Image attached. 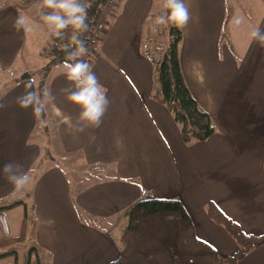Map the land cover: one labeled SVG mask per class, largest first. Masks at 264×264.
<instances>
[{"label":"crops","instance_id":"0c3cea01","mask_svg":"<svg viewBox=\"0 0 264 264\" xmlns=\"http://www.w3.org/2000/svg\"><path fill=\"white\" fill-rule=\"evenodd\" d=\"M237 2L227 0L229 7ZM0 5V16L16 14V5L5 0ZM246 6L247 17L241 18L247 22V33L240 45L227 29L213 28L216 3L211 0H172L171 10L182 30L179 56L185 81L216 129L206 144L194 146L210 158L233 157L202 159L211 172L199 182L209 184L215 194L211 202L247 234L264 235L263 223L257 225V216L252 217L264 210V158L256 162L245 158L264 150V91H257L256 86L264 84V0H251ZM119 14L115 5L98 45L86 46L73 57L79 71L59 68L60 58L55 66H46L48 72L40 81L41 100L36 97L28 64L23 62L21 71L10 74L14 85L5 82L11 87L0 96V215H5L10 232L5 233L0 223V241L24 234V241L34 245L33 253L40 249L53 256L55 239L87 231V235L94 233V243L103 254L120 255L126 213L137 201L149 195L179 199L193 216L180 170L176 169L178 183L171 181L172 174L166 170V163L177 162L176 155L186 147L180 141L181 126L153 97L154 65L162 59L167 41H158L157 51L143 56V47L150 46L142 45L139 31L127 36ZM65 16L61 13L57 20L50 47L64 32ZM232 18L228 15L226 27ZM211 39L220 46L215 47ZM108 42L115 47L109 48ZM63 60L73 68L72 59ZM13 65L0 58V71L12 70ZM77 76L89 85V95L79 87ZM114 85L117 91L111 99ZM38 114L73 158L71 174L33 172L42 155L40 138L33 137ZM151 138L156 143H149ZM232 240L223 235V243L210 244L228 257L238 249ZM238 264H264V246L250 251Z\"/></svg>","mask_w":264,"mask_h":264},{"label":"rangeland","instance_id":"374dc122","mask_svg":"<svg viewBox=\"0 0 264 264\" xmlns=\"http://www.w3.org/2000/svg\"><path fill=\"white\" fill-rule=\"evenodd\" d=\"M2 1L4 0H0V2ZM5 1L8 2V4L16 5V14L9 13L7 16L5 13V17L0 16V58L9 65L14 62V68L12 70L0 71V96L5 94L11 87V85L5 84L7 80L14 85V81H11L10 74H14L16 69L21 71L24 62V64L26 63L31 66L32 80L35 84V89L37 88L36 97L41 100V76L42 74H47L48 70L45 69L46 66H55L57 64L54 62L55 60L57 61L58 58L54 57L52 54L45 53L44 55V52L50 48L53 34L58 28L56 25H58L57 20L60 14H66L65 21H68L77 6L78 0ZM22 1L23 5L20 4ZM248 1L251 0H238L236 4H231V7H229L227 0H211V2L216 3V12L213 14L212 19L213 28L219 26L216 31L223 32L227 29V32L235 37L239 45L241 44L244 33H247V22L243 21L241 16L247 17L246 8L248 9V6H246V4ZM171 3L172 0H116V6H118L120 11L119 15H121L122 21H124L121 29L127 32L128 37H130V33L139 31V38L143 41L142 45L150 46V49L143 47V56L147 58L149 52L157 51L158 41H160V44H164V42L167 41V46L171 43L170 26L165 16L167 7L171 5ZM0 8H3V6L1 7L0 5ZM163 12L164 15H162ZM228 15H232L233 18L228 27H226ZM111 20L112 18H110V21ZM252 24H255V22L253 21ZM63 28L65 29V26ZM116 28H118V25ZM190 40L191 38H189V41ZM211 40L214 42L215 47L220 46V44L216 43L213 39ZM194 41H196V39H193V42ZM86 46H90V42H88ZM107 46L111 49L115 47L114 44L110 42L107 43ZM74 60L75 59L72 58L73 68L71 65L67 66L64 60H58V67H70L73 72L75 70L79 71L80 68ZM106 61L113 66L112 61ZM86 65H90L89 68L93 67V64ZM40 67L42 68L41 70H39ZM55 70L56 67L52 72ZM95 71L98 73L97 69ZM87 73L89 76L92 75L90 72ZM189 73L194 79V74L192 75L191 70ZM154 74L156 78V68H154ZM84 77L86 78L87 76L84 75ZM155 78L153 80L154 92L156 90ZM77 82L83 93L89 95V85L87 82L82 81L78 76ZM256 86L257 91H264V84L262 86L257 84ZM259 86L261 87L259 88ZM116 89V85H114L110 97L111 99L114 97L117 91ZM38 117L39 122L33 137L35 139L40 138L39 143L42 147V155L39 163L34 166L33 172L42 170L43 174H71L75 169L70 164L73 158L67 156L57 140V136L52 134V129L44 126V122H41L42 117H40L39 114ZM39 133L41 137H39ZM181 137L180 141L182 145H186V147L181 148L179 155H176L177 162L174 161L171 164L166 163V170L172 174L171 181L173 183H178V172L176 169L180 170V174L187 183V202L189 208L193 212L192 217L196 226L197 237L208 243H223V235H227V237L232 240L233 238L228 236L222 226L217 225L207 216V205L212 201V196L215 194L211 191L206 181L199 182V180L204 178L207 173L211 172V168L203 166L202 159L206 162L217 159L229 160L233 157L231 155H216L211 158L207 155L203 156L201 151L198 152L194 144L196 142L206 144L205 141L193 139L190 142H186L183 136ZM148 142L156 143L153 138L149 139ZM245 158L252 159L255 162L258 159L261 160L264 158V150L261 152L256 151ZM56 184H62V182ZM173 187H176V185ZM20 192L22 191L20 190ZM160 194L162 195L163 193ZM158 198L165 199L161 197ZM262 210L263 209H260L259 211ZM259 211L253 214L252 217L254 218L257 216V222H255L257 225H259V221L264 225V214H261L260 220ZM253 221L255 220H252L249 227L250 230L254 223ZM99 232H102V230L99 229ZM245 232L247 233V231ZM87 233L86 231L74 238L62 237L58 240L55 239L52 244L54 250L53 256H47L40 249L38 252L35 251L36 253H33L32 250L34 245L29 240H23V242L18 241L9 247L0 249V264H110L119 258L120 255L117 254H103L101 246L94 243L93 238L96 239L94 233L92 235H87ZM83 235L85 236L82 237ZM223 248L229 247L223 246ZM14 251H16V254ZM120 252L121 251H119V253ZM4 253L8 254L4 255Z\"/></svg>","mask_w":264,"mask_h":264},{"label":"trees","instance_id":"16d2710c","mask_svg":"<svg viewBox=\"0 0 264 264\" xmlns=\"http://www.w3.org/2000/svg\"><path fill=\"white\" fill-rule=\"evenodd\" d=\"M105 2L91 0L83 8L73 35L64 45L48 54L63 60L81 53L90 42L99 8ZM165 16L170 26L171 43L162 59L155 61L156 90L153 97L173 114L181 126L184 141H206L216 129L210 114L201 107L185 81L179 56L182 30L171 5L167 7ZM207 215L235 240L238 249L234 255L222 257L213 245L197 237L193 218L181 200L149 195L127 211L121 237L122 251L119 258L110 264H238L250 251L264 246V235L247 234L214 202L207 205ZM24 238L22 234L2 240L0 249Z\"/></svg>","mask_w":264,"mask_h":264},{"label":"built area","instance_id":"2783aa9c","mask_svg":"<svg viewBox=\"0 0 264 264\" xmlns=\"http://www.w3.org/2000/svg\"><path fill=\"white\" fill-rule=\"evenodd\" d=\"M90 1L91 0H79L74 12L72 13L71 18L65 23V29L63 35L59 36L57 39L54 40L52 46L48 50H46V54H48L52 49L64 45L65 42L73 35L74 30L78 26L79 19L82 17L83 8ZM115 5H116V0H106L104 4H101L99 8L100 14L97 17L94 31L90 39V46L94 47L98 45V43L100 42L102 35L107 26V17L112 15ZM0 223L3 224L4 232L9 234L10 229L6 225V217L4 214L0 215Z\"/></svg>","mask_w":264,"mask_h":264},{"label":"water","instance_id":"95a60500","mask_svg":"<svg viewBox=\"0 0 264 264\" xmlns=\"http://www.w3.org/2000/svg\"><path fill=\"white\" fill-rule=\"evenodd\" d=\"M25 77H26V78H29V75H28V74H26V75H25Z\"/></svg>","mask_w":264,"mask_h":264}]
</instances>
